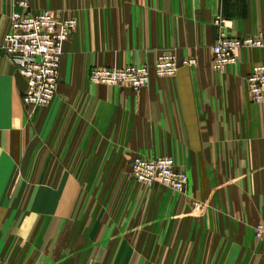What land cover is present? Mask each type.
<instances>
[{"label":"crops","instance_id":"obj_1","mask_svg":"<svg viewBox=\"0 0 264 264\" xmlns=\"http://www.w3.org/2000/svg\"><path fill=\"white\" fill-rule=\"evenodd\" d=\"M18 1L0 0V39L10 31L11 13L21 11ZM87 4L92 11L80 16V28L64 46L61 87L48 108L27 113L25 81L0 51V258L15 264H264V241L255 235L264 223V104L252 102L247 83L264 63V51L244 49L237 64L213 69L220 31L248 37L264 30V0ZM162 54L197 63L181 66L173 78L152 76L139 92L90 83L96 64L153 66ZM72 143H79V154L110 160L107 166L137 155L173 156L190 177L187 195L158 188L165 197L74 198L81 184L55 181L54 167L38 160L32 165L36 150L49 159L62 154V146L63 154L72 151ZM90 188L98 192L100 184ZM193 202L205 211L196 214Z\"/></svg>","mask_w":264,"mask_h":264},{"label":"built area","instance_id":"obj_2","mask_svg":"<svg viewBox=\"0 0 264 264\" xmlns=\"http://www.w3.org/2000/svg\"><path fill=\"white\" fill-rule=\"evenodd\" d=\"M22 7L28 8L26 2ZM75 19H58L51 11L31 14L29 10L15 12L10 32L5 37L6 48L18 71L26 81L23 103L29 108L49 106L59 92V71L63 48ZM244 49L264 50V30L258 36L232 38L220 31L213 46V68L224 72L237 64ZM196 60L178 61L175 56L163 54L151 68L148 65H129L124 68L95 67L90 80L95 86L127 87L134 92L146 88L152 76L173 78L181 66H194ZM251 100L264 103V64L257 65L247 77ZM134 178L145 185L161 184L178 192L188 187L189 176L176 168L170 157L154 159L137 158L133 163ZM263 232H259L261 237ZM5 264V263H0Z\"/></svg>","mask_w":264,"mask_h":264},{"label":"rangeland","instance_id":"obj_3","mask_svg":"<svg viewBox=\"0 0 264 264\" xmlns=\"http://www.w3.org/2000/svg\"><path fill=\"white\" fill-rule=\"evenodd\" d=\"M22 2H26L28 4V8L22 7V4H21ZM87 2H90V0H19L17 5L21 8V11H19V12H24L26 10H29V12L31 14L36 15V14H40L44 11H51L58 19H63V20L64 19H75L77 21V25L72 30V32L69 36V39H70L71 35L74 32H76L81 26V21L79 19L80 16L83 15L85 12L92 11L91 4H87ZM15 12H18V11H15ZM15 12H12L10 15L11 26H12V17H13V14ZM57 14H64L65 17L61 18ZM67 16H72V17L66 18ZM91 26L94 27L95 24L92 23ZM10 30H11V28H10ZM6 35L2 39H0V51L2 53H4L6 56H8L9 59L11 60L13 66H14L15 75L19 76L20 78H23V80L25 81L24 77L18 71L16 65L14 64L13 58L8 53V50L6 48V43H5ZM232 38H243V37H232ZM69 39H68V41H69ZM91 50H96V47L95 46L91 47ZM248 50H251V49H248ZM262 51H264V50H262ZM63 55H64V48H63ZM62 58H63V56H62ZM61 62H62V60H61ZM96 65L97 66H94L93 68L105 67V66H99V64H96ZM148 66H150V65H148ZM153 66H150V67L152 68ZM111 67L112 68H119L115 64ZM93 68L91 69V71L93 70ZM60 70H61V66H60ZM90 75H91V72H90ZM90 83H91V80H90ZM60 87H61V82H60V71H59V88ZM114 87H119V86H114ZM25 88H26V81H25ZM263 104H258V105H263ZM48 107L49 106L43 107V108H48ZM28 109L32 110V108H29L25 105V110L30 115L29 112H31V111ZM34 112H36V111H34ZM34 114H33V116H34ZM73 130H72V132H73ZM70 146H71L72 151L68 152L67 154H63L64 150H63V146H62V149H61L62 154H49V159L47 158V154H42L41 151L36 150L38 153L34 152V154H39L38 155L39 158H38V156L35 157L32 165H33V167L37 166V160H38L39 163H41V164L45 163L44 165H46L49 168L54 167L56 175L51 174L50 176L52 177L55 175V181L59 182L62 180V178L64 179V177H66L72 183L75 182V184H77V183L81 184V185L77 184V186H80V188L78 190L76 188L73 191L74 198H77V197L80 198L81 196L86 197V195H87L89 197V199H92V198L96 197L97 193H98L99 199H103V198H105V199H108V198L126 199V198H132V197L134 198L135 195L138 198L139 195H137V194H139V193H144V194H146L145 197H151V198H156V197H158V195L165 197L166 194L161 193V191H158L159 190L158 188H164L168 191L169 190L172 191L176 195L175 196L176 198L177 197L178 198H185V196L187 195L188 187L190 184V177H189L188 187L186 188V190L184 192H178V191H176L170 187H167V186H164L161 184L148 186V185H145V184L138 182L134 178V175H133V163H134V161L137 158H143V159H148V160L154 159V158H148V157H144L143 155H137L133 160H117L116 164H118V165H112V166L108 165L107 166V164H105V163H110V160H106V159L102 160V161H101V159L97 160L96 154H79V143H72ZM35 147H37V146H35ZM165 157L172 158L175 161L176 168H178L176 159L173 156H165ZM155 158H159V157H155ZM115 161L116 160H114L113 162H115ZM131 161H132V164H131ZM102 163H104V164H102ZM65 168H69V172H70L69 175H67V174L65 175L63 173V170ZM44 176H41V177L42 178L44 177L43 178L44 182H47V180H46L47 177H46V175H44ZM21 177L22 176L20 174L16 175L13 183H17L19 181V179H21ZM33 177H34V175H31V178H33ZM253 182H255V181L253 180ZM94 183L100 184V191L98 190V192H96L93 188H90V186ZM132 184L136 185V187H134ZM140 189H145V190L142 191ZM250 193H252L254 195L255 191H250ZM167 197L172 198L173 196L167 195ZM254 197L255 196H252V198H254ZM192 206H193V210L196 214H201V212L205 211V209H206L205 206H202V204L198 203V202H193ZM73 214L74 215L78 214L76 208H73ZM72 226L74 227L75 224H72ZM261 231L263 232V234L261 237H259L258 233ZM255 235H256V239L258 242L264 241V223L263 222H260L255 227ZM0 263L15 264L14 262H12L9 259H2V258H0Z\"/></svg>","mask_w":264,"mask_h":264}]
</instances>
